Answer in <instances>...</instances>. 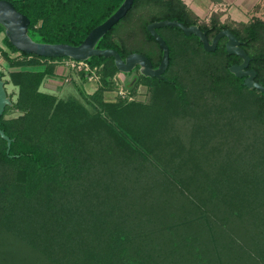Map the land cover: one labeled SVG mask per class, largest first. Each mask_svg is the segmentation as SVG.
<instances>
[{"label": "trees", "instance_id": "obj_1", "mask_svg": "<svg viewBox=\"0 0 264 264\" xmlns=\"http://www.w3.org/2000/svg\"><path fill=\"white\" fill-rule=\"evenodd\" d=\"M9 1L29 19L28 35L32 40L76 46L123 0ZM139 3L155 12L141 21L138 28L144 33V44H153L157 52L132 47L137 38H130L131 32L126 41L112 36L116 24L138 10ZM194 17L182 0H134L126 15L95 47L115 49L122 58L132 52L142 53L155 67L161 49L146 30L148 23L175 19L185 26L198 25L206 31L208 40L226 28L243 42L241 47L250 57L248 67L256 72L254 80L264 86V21L255 18L229 27L227 21L220 22L218 14H211L206 24L198 23ZM156 31L169 50L167 81L138 74L129 85L132 95L140 85L146 86L148 103L105 99L106 92L114 89V75L119 73L112 57L92 56L85 60L95 68L98 78L92 93H85L80 87L78 97L59 98L44 92L41 85L46 77L54 75L55 61L67 57L25 54L4 36L5 49L0 46V56L8 68L14 69L7 72L4 85L10 83L17 91L14 101L7 94L11 105L5 106L0 116V129L11 139L6 153V142L0 137V232L21 236L23 241L19 243L27 245L33 260L42 264H148L142 260V248L135 247L134 236L124 229L122 218L114 215L119 203L115 202L117 195H110L111 184H100L105 192L101 196L96 193L99 199L95 202L87 201L86 190L78 202H71L67 193L82 185L97 158L98 162L105 157L125 161L126 166L142 172L151 157L157 156L165 129L175 118L195 119L199 123L197 130L206 133L230 112L234 122H251L248 126L255 128L254 137L245 147L249 160L236 166L242 169L250 163L246 179L241 176L236 181V176L232 181L229 177L236 173L235 169H225L227 163L218 164L217 184L204 197L189 201L188 214L194 212L193 216L199 219L200 202L204 208L206 203L227 206L233 213L247 211L248 199L257 208L263 206L264 93L245 87L241 78L229 72L228 67L241 59L227 54L225 38L219 39L213 52H206L196 36L187 37L179 28L162 27ZM69 73L78 74L83 81L87 79L84 72ZM0 76L3 77L1 71ZM9 110L21 114L8 118ZM249 213L248 216L253 215Z\"/></svg>", "mask_w": 264, "mask_h": 264}, {"label": "rangeland", "instance_id": "obj_2", "mask_svg": "<svg viewBox=\"0 0 264 264\" xmlns=\"http://www.w3.org/2000/svg\"><path fill=\"white\" fill-rule=\"evenodd\" d=\"M138 6V10L131 12L116 24L112 36L118 35L126 41L128 33L131 32L130 38H137L132 47L157 52L153 44H144V33L138 28L141 21L155 12L148 10L143 3ZM259 7H262L261 3L253 10L258 11ZM212 14L217 16V13ZM196 19L198 20V17ZM209 19L207 17L198 22L206 24ZM227 24L229 27L234 25L232 22ZM234 27L240 29L238 25ZM3 38L2 31L0 46L5 49ZM9 70L14 69L8 68L0 56V71L4 81L8 79ZM80 72L82 71H78ZM135 74L136 69L132 73H126L125 78L121 73L115 74L114 89L106 93L105 99L116 101L120 98L127 102L136 100L148 103V91L142 86L135 90L134 95L129 91L126 82ZM75 77L76 81L74 77L65 76V84L61 83L59 93H56L59 98L78 97V87L90 94L97 85L94 80L97 82L98 78H92L93 80L85 83L86 80L83 81L78 74ZM5 89L14 101L17 88L7 83ZM205 105L207 102L203 107ZM203 107L201 105V108ZM228 113V116L227 113L224 114L227 117H223L224 120L220 121V124L216 123V126L222 125L221 128L219 126L216 129L215 126L209 129V132L206 129V133L197 130L199 123H196L195 119L175 118L170 121L161 140L162 147L159 148L157 156L151 157L142 168V172L126 166L125 161H110L107 157L103 162L95 159L90 173L85 177L86 180L81 181L82 185L68 191L67 196L71 202H78L84 197L83 190H86L89 197L87 201L95 202L99 199L95 194L101 196V192H105L99 187L100 184H111L110 195H117L115 202L119 203L114 215L122 218L124 229L134 236L135 247L142 248V260L148 264H264V203L257 208L258 206L248 199L247 211L233 213L229 212L227 206H212L206 203L204 208L200 202L201 210L197 214L199 219L193 216L194 212L188 214L189 201H197L208 194L211 187L214 189L213 185L218 182L216 176H220L216 175L218 164L227 163L230 167L224 165L225 169H235L237 174H230L229 177L232 181L236 178L238 181L241 176L246 179L245 174L250 163L247 162L242 169H237L236 166L240 167L244 165L243 162L249 160V155L245 157V147L254 137L252 133L255 128L248 126L251 122H234L232 114ZM20 114L17 110H9L6 117H16ZM225 173L223 171L222 180L226 178ZM111 202L115 203L113 199ZM249 212L253 215L248 216ZM20 237L9 231L0 232V264H42L33 260L27 245L19 243L23 241Z\"/></svg>", "mask_w": 264, "mask_h": 264}, {"label": "water", "instance_id": "obj_3", "mask_svg": "<svg viewBox=\"0 0 264 264\" xmlns=\"http://www.w3.org/2000/svg\"><path fill=\"white\" fill-rule=\"evenodd\" d=\"M134 0H123L118 8L107 17L102 23L95 26L76 46L68 44H50L34 41L28 35L29 19L18 12L11 1L0 0V25L4 28V36L9 43L18 51L25 54H34L44 58L67 57L73 60H87L92 56L112 57L115 68L120 73H128L135 67L145 77L163 79L162 75L168 66L169 50L164 39L157 33L158 28L174 27L179 28L185 36L194 35L201 42L204 51L213 52L221 38H225V50L229 55H236L241 63L232 64L228 67L230 73L237 78H243V85L247 88H254L264 93V86L254 80L256 72L248 69L250 57L242 49L243 44L229 29L219 30L209 41L206 31L200 30L197 25L185 26L177 20L152 21L146 25V30L158 43L161 49V59L156 68H153L150 60L141 53L132 52L122 58L115 49H98L95 47L98 40L103 37L113 25L122 19L131 8ZM11 105L7 95L4 80L0 76V116L5 106ZM0 137L6 142V153L9 151L11 139L0 129Z\"/></svg>", "mask_w": 264, "mask_h": 264}, {"label": "crops", "instance_id": "obj_4", "mask_svg": "<svg viewBox=\"0 0 264 264\" xmlns=\"http://www.w3.org/2000/svg\"><path fill=\"white\" fill-rule=\"evenodd\" d=\"M182 1L188 7V9L190 8L193 11L192 12L189 9L195 16L198 17L199 21L202 19H207V17H210L212 13L218 14L220 22L227 21L235 24L236 23L246 24L255 18L264 21V0H182ZM260 3L262 7H259L258 11L253 10V8L258 7ZM66 75L68 77L70 76V78L74 77L73 79L74 81H76V77H75L76 74L69 73V71H67L66 69L60 66H56L54 75L51 77H46L40 89L44 92H48L56 95V93H59L58 89L60 88V84L63 83L64 80H66L65 78ZM91 79L92 78L87 77L85 83H87V81L90 82ZM94 83H96L95 80Z\"/></svg>", "mask_w": 264, "mask_h": 264}, {"label": "built area", "instance_id": "obj_5", "mask_svg": "<svg viewBox=\"0 0 264 264\" xmlns=\"http://www.w3.org/2000/svg\"><path fill=\"white\" fill-rule=\"evenodd\" d=\"M57 66H60L66 69L69 72L73 71H82L86 74L88 78H97L95 73V68H91L85 60H73L70 58L61 59L59 61H55Z\"/></svg>", "mask_w": 264, "mask_h": 264}, {"label": "flooded vegetation", "instance_id": "obj_6", "mask_svg": "<svg viewBox=\"0 0 264 264\" xmlns=\"http://www.w3.org/2000/svg\"><path fill=\"white\" fill-rule=\"evenodd\" d=\"M198 22V21H197ZM199 23V22H198ZM197 27H198V25H197ZM202 31H204V30H202ZM212 39V38H211ZM210 39V40H211ZM209 40V41H210ZM160 48V47H159ZM161 54H162V52H161ZM125 58V57H124ZM160 59H161V57H160ZM159 62H160V60H159ZM239 63H241V61L239 62ZM239 63H236V64H239ZM159 64V63H158ZM158 64H157V66H158ZM168 64H169V62H168ZM152 65V64H151ZM249 65V64H248ZM157 66H155V67H153V68H156ZM248 69H250L249 67H247ZM134 69H136V74L135 75H133L131 78H129L128 79V81L126 82V84L129 86V85H131L133 82H134V80L136 79V77L138 76V74H140L139 73V68L138 67H135ZM134 69H132L130 72L132 73V71L134 70ZM166 69H167V67H166ZM166 69H165V71H166ZM165 71L163 72V76H164V78L163 79H161V80H165V81H167V78H166V76H165ZM130 72H128V73H130ZM120 73V72H119ZM122 74V76H123V78H125L126 77V73H121ZM242 80H243V78H241ZM140 86H142L143 88H145V90H147V88H146V86H143V85H140Z\"/></svg>", "mask_w": 264, "mask_h": 264}]
</instances>
